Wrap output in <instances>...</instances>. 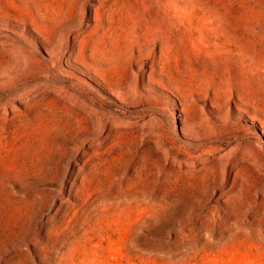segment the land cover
<instances>
[{"label": "rangeland", "instance_id": "374dc122", "mask_svg": "<svg viewBox=\"0 0 264 264\" xmlns=\"http://www.w3.org/2000/svg\"><path fill=\"white\" fill-rule=\"evenodd\" d=\"M249 113L264 0H0V264H264Z\"/></svg>", "mask_w": 264, "mask_h": 264}, {"label": "bare ground", "instance_id": "6f19581e", "mask_svg": "<svg viewBox=\"0 0 264 264\" xmlns=\"http://www.w3.org/2000/svg\"><path fill=\"white\" fill-rule=\"evenodd\" d=\"M246 105L251 107L255 112H258V108L256 106H252L250 104H246ZM239 111H243V109H239ZM248 115H249V119L251 121L258 124L260 126V128H262V130L264 129V121L261 118L254 116V115H251L250 113ZM262 133H264V132L262 131Z\"/></svg>", "mask_w": 264, "mask_h": 264}]
</instances>
